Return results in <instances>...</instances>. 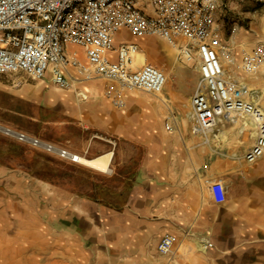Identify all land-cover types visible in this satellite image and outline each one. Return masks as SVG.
<instances>
[{"label":"crops","instance_id":"1","mask_svg":"<svg viewBox=\"0 0 264 264\" xmlns=\"http://www.w3.org/2000/svg\"><path fill=\"white\" fill-rule=\"evenodd\" d=\"M147 37L123 30L115 45L137 43L145 57L143 62L136 57L138 65L161 68L152 63L162 61L159 47L152 45L157 41ZM71 48L86 62L80 47ZM70 74L79 76L75 67H70ZM48 77L36 80L40 87L59 88ZM98 80L80 75L77 85L89 93L98 92ZM179 86L181 81L166 84L163 94L187 102L189 92ZM116 88L121 92L120 86ZM126 94L135 98L139 108L158 106L147 94L132 90ZM64 108L74 113L76 123L99 126L120 141L132 143L131 149L120 148L119 155L125 157L121 162H133V171L127 176L121 165L120 183H101L96 185L100 191L95 188L84 195L55 188L54 252L60 259L55 264H264V155L252 163L245 159L255 141L253 125L255 134L244 145L238 132L231 138L225 132L220 142L210 135L207 141L204 135L181 129L180 119L179 129L173 131L152 116L128 123L121 109L104 102L92 105L69 100ZM172 109L182 115V107L174 104L169 105L167 116ZM236 125L242 127L239 121ZM227 139V155L217 154L216 147L224 146ZM206 179L225 182L229 188L225 202L212 197ZM165 233L178 237L169 254L158 248Z\"/></svg>","mask_w":264,"mask_h":264},{"label":"built area","instance_id":"2","mask_svg":"<svg viewBox=\"0 0 264 264\" xmlns=\"http://www.w3.org/2000/svg\"><path fill=\"white\" fill-rule=\"evenodd\" d=\"M218 5L219 0H0V75L41 80L50 74L59 88L69 89L70 67H75L81 79L114 80L160 95L167 84L164 70L150 63L139 66L137 43L115 45L123 30L138 37L158 35L177 47L184 60L198 61L201 81L191 97L193 134L207 136L223 122L243 118L244 128L253 125L256 132L245 159L256 162L264 155V90L230 67L238 59L222 38ZM72 46L83 50L86 62ZM238 64L242 73L264 76V39L245 51ZM78 93L85 99L89 90ZM178 120L179 113L172 111L166 127L177 129ZM60 154L73 160L66 151ZM206 183L213 198L225 199L221 181ZM177 242V235L165 233L158 248L169 254Z\"/></svg>","mask_w":264,"mask_h":264},{"label":"rangeland","instance_id":"3","mask_svg":"<svg viewBox=\"0 0 264 264\" xmlns=\"http://www.w3.org/2000/svg\"><path fill=\"white\" fill-rule=\"evenodd\" d=\"M217 20L223 40L238 59L237 63L230 67L236 69L237 75L264 90L263 74L251 79L238 68L243 53L264 39V0H219ZM148 37L157 41L152 45L158 46L161 51L159 54L162 56L158 57H161L162 61L157 63L169 74L167 84L171 86L181 81L179 87L189 92L187 102L167 98L166 104L160 99L165 93L152 95L124 88L117 81L104 78L97 81L100 90L89 93L84 99L78 93L80 89L77 82L80 74L79 76L74 74L73 86L70 89H59L53 85L41 88L42 84L24 74L0 75L1 126L89 158L113 151L111 170L102 171L0 129V264H55L56 260H60L55 257L54 252L55 188L58 192L67 190L84 195L94 192L92 189H98L96 185L101 183L110 185L120 183L123 167L127 176L133 171V162H121L125 157L119 155L120 148L131 149L133 144L120 141L116 135L103 132L99 126L76 123L78 120L74 113H69L64 108L69 100L75 101V104L96 105L102 102L110 104L115 109H121V115L128 123L140 116L143 119L145 116L157 117L167 130H170L166 127L168 107L177 104L184 110L182 115L179 113L181 129L193 133V110L189 101L198 90L201 81L198 61L184 60L179 56L177 47L158 35ZM47 79L51 80L50 77ZM74 85H77V89ZM117 86L121 87V92L116 91ZM130 90L138 94H147L156 104L158 103V106L153 109L139 108L134 102L135 98L126 94ZM262 101L264 102V93ZM239 122L242 127L237 128L238 121L223 122L207 136L211 135L218 139V142L222 138L216 135L222 131L226 132L227 138L238 132L246 139L242 142V138L241 143L248 145L249 137H253L251 135L253 129L249 135L244 136L243 132L249 133L250 129H242L243 118L239 119ZM229 141L227 139L224 146L216 147L217 154L227 155ZM216 180L224 184L225 199L222 201L214 199L217 202H225L228 199L229 188L222 179Z\"/></svg>","mask_w":264,"mask_h":264},{"label":"bare ground","instance_id":"4","mask_svg":"<svg viewBox=\"0 0 264 264\" xmlns=\"http://www.w3.org/2000/svg\"><path fill=\"white\" fill-rule=\"evenodd\" d=\"M147 38H148V37H147ZM153 40H154V39H153ZM147 43H148V42H147ZM137 57L140 59L141 62H143V60L145 59V57H144V55H143L142 52H138V53H137ZM152 63L158 64L157 62H154V61H153ZM226 63H227L226 59L223 58V64H224V66H226ZM158 66H160V65L158 64ZM160 67H161V66H160ZM197 67H198V69H199V64L197 65ZM164 72H165V74H166V76H167V82H168V80H169V74H168L165 70H164ZM249 77H250L251 79H256V78L259 77V76H258V75H249ZM258 80H259V79H258ZM42 82H43V81H42ZM42 82H41V83H42ZM160 99H161V101H162L163 103H166V104H167L168 101H167V98H166L165 96H162ZM50 100H51V99H50ZM192 117H193V114H192ZM0 126H1V125H0ZM248 128L250 129V132H249V133H244V132H243L244 136L249 135V134L251 133V130L253 129L252 126H249ZM242 129L245 130V128H242ZM14 131H15V130L11 129V132H14ZM11 134H13V133H11ZM224 134H225V131H222L221 133L217 134L216 136H217V137H223ZM254 134H255V133L252 132L251 135H254ZM25 136H26V137H22V136H19V137H20V138H23V139L29 137V136H27V135H25ZM30 137H31V136H30ZM245 140H246V139L243 138L242 142L245 141ZM32 142L37 143V144H40V145H42V146H44V147H47V148H49V149H52V150L58 151V152H60V153L66 151V156H69V157H71L73 160H76V161H78V162H81L82 164H85V165L90 166V167H92V168H95V169H98V170H102V171H109V170H111V162H112V158H113V151H110V152L105 153V154L98 155V156H96V157L89 158V157H86V156H84V155H82V154H78V153H76V152H72V151L65 150V149H63V148H60L59 146H54V145H52V144H50V143L42 142V141H40V140L37 139V138H34V140H33Z\"/></svg>","mask_w":264,"mask_h":264},{"label":"water","instance_id":"5","mask_svg":"<svg viewBox=\"0 0 264 264\" xmlns=\"http://www.w3.org/2000/svg\"><path fill=\"white\" fill-rule=\"evenodd\" d=\"M0 129L5 131V132H8V133H13L16 136L26 137L24 133H21V132H18V131L11 132V128H9V127L0 126ZM27 139L30 140V141L34 140V138H32V137H27Z\"/></svg>","mask_w":264,"mask_h":264}]
</instances>
